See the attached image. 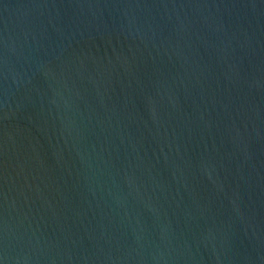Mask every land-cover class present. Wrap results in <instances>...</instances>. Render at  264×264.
Masks as SVG:
<instances>
[{
  "label": "water",
  "instance_id": "water-1",
  "mask_svg": "<svg viewBox=\"0 0 264 264\" xmlns=\"http://www.w3.org/2000/svg\"><path fill=\"white\" fill-rule=\"evenodd\" d=\"M0 264H264V0H0Z\"/></svg>",
  "mask_w": 264,
  "mask_h": 264
}]
</instances>
